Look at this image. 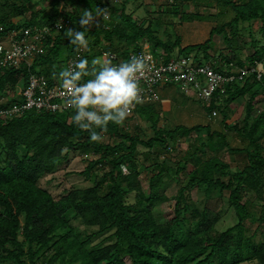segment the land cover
Returning a JSON list of instances; mask_svg holds the SVG:
<instances>
[{
	"label": "trees",
	"instance_id": "1",
	"mask_svg": "<svg viewBox=\"0 0 264 264\" xmlns=\"http://www.w3.org/2000/svg\"><path fill=\"white\" fill-rule=\"evenodd\" d=\"M126 1L49 0L48 9L40 6L32 12L40 0H2L0 37L33 25L51 29L41 42L43 53L30 67L0 66V97L6 99L0 103V110L20 100L30 73L43 74L53 82L70 56L81 53L80 58L91 61L92 52L100 57L102 52H112L124 58L141 50L145 42L153 52L161 50L166 59L189 56L195 63H208L224 75L232 72L229 63L253 68L262 63L264 68V42L258 46L255 40L253 53L241 57L231 50L222 58L224 63L209 54L214 33H224L232 47L237 43L239 23L259 21L264 37V0H214L231 8L234 17L228 25L235 27L230 32L225 31L224 24L213 27L206 41L184 47L175 31L164 27L161 37L151 22L144 25L145 21L125 14ZM162 1L163 10L180 20L206 17L188 11L185 0ZM71 7L73 10H69ZM82 7L93 15L98 8L104 9L109 18L101 14L92 25L81 28L82 13L77 10ZM28 12L30 15L24 18ZM11 16H20V20L13 22ZM60 17L68 24L57 29L53 26ZM69 28L85 32L88 46L84 50L65 36ZM115 37L124 40L123 44L118 45ZM185 49L187 52L180 54ZM263 100L264 73L257 78L254 70L242 80L223 83L210 102L203 104L209 117L213 110L219 113L223 129L247 141L242 148L247 163L238 170L217 154L223 150L231 154L240 148L230 147L225 133L212 130L210 123L176 125L173 129L160 126L161 99L135 108L136 115L149 123L151 135L142 136L138 127L129 129L127 121L132 116H128L122 124L109 122L106 130L93 128L102 137L100 141H92L91 132L73 123V109L0 114V264H264V108H256ZM233 103L242 105L244 114L240 122L229 123ZM176 141L187 143L183 158L175 165H170L172 157L159 161L163 153L177 154ZM69 151L92 152L94 158L80 171L91 184L55 198L39 181L56 171ZM188 165L192 166L189 171ZM143 171L153 172L146 192L139 179ZM164 177L175 184L185 182L171 198L165 195L169 183ZM194 188L207 193L229 191L226 200L236 223L216 230L218 215L193 204ZM131 194L133 203L128 200ZM168 200L174 203L171 213L164 216L160 205ZM251 205L260 207L258 216L248 211ZM74 220L95 230L90 235L78 230L71 225ZM253 221H258V226L252 233L246 232L245 223ZM94 236L112 242L91 245Z\"/></svg>",
	"mask_w": 264,
	"mask_h": 264
},
{
	"label": "rangeland",
	"instance_id": "2",
	"mask_svg": "<svg viewBox=\"0 0 264 264\" xmlns=\"http://www.w3.org/2000/svg\"><path fill=\"white\" fill-rule=\"evenodd\" d=\"M109 1L111 4H120L123 0ZM0 2H2V0H0ZM40 2V4L33 6V10H31L32 12L40 9V6L48 9L49 0H40ZM183 2L187 5L188 11L192 12L193 14L198 13L201 16L206 17L203 19L180 20L177 17H174L171 12H166L163 10L165 9V1L162 0H128L126 1L125 5V14H132V16L136 18L138 22L145 21L144 25H146L148 22H151L153 30L158 31L161 37L165 35L162 33L164 27L171 33H174L172 31H175L181 37L182 47L190 44H200L206 41L209 38V33L213 27L224 24L225 31L227 32H230L235 27L234 25H228V23L234 17V13L231 8L227 6H222V4L219 5L214 0H185ZM78 9V14L83 13V7ZM69 10H73V7L69 8ZM30 12L26 13L24 18L28 17ZM106 14L107 18H109L108 11H106ZM19 20L20 16H11V21L18 22ZM59 20H63V18L60 17ZM260 27L261 23L259 21H252L250 25L247 22L239 23L237 36H235L238 41L236 44H233V47L225 40L224 33H214L210 40L211 48L209 50V54H214L219 61H221L222 58L226 56L231 50H233V53L236 54L237 57L252 54L255 49V40L258 41V46L264 42V37L259 30ZM114 40L118 45L123 44L124 41H119L116 37ZM143 47H150L149 43H143ZM84 49L85 48H81V50ZM185 52H187V49L182 50L180 54H184ZM90 56L94 58L100 57L99 54L94 55L93 52L90 53ZM224 62L225 61L222 60V63ZM63 68H65V66L59 67V71L57 70V72L59 73ZM254 68H256L258 71H261V73H264L262 63H257ZM179 87V84L175 83L170 86H165L162 88V91L159 92V96L161 94V101L159 102H161L162 108L160 114L163 116L159 125L167 127L168 129H173L176 125L192 126L195 124L210 123L212 130H218L225 133L227 140L230 143V147L240 148V151H234L231 154L223 150L217 155L223 161L228 162L232 168L236 170L242 168L247 163L246 154L242 149L245 147L247 141L241 139L236 133H233L228 129H223V126L220 122L221 117L219 113H217L214 118L209 117L205 113L203 102L200 100L196 101L197 99L194 100L193 98L185 97V95H183V93L180 91ZM5 101L6 99L0 97V103ZM263 104L264 100L262 103L260 102L256 105L258 111H261L264 108ZM231 107L234 108V111L227 122H240L243 118L242 115L244 114L242 105L233 103ZM127 127L131 130H134V127H138L142 136H149L152 134L149 123L146 121V119L138 117L137 115L135 118L127 121ZM175 144L177 154L163 153L158 157V160L160 161L164 158L172 157L173 160L170 165L177 164V162L183 158V154L187 149V143L183 141H176ZM92 158H94L92 152L79 153L78 151H69L64 163L53 173L46 174L44 177H42L39 181V185L52 194V196L55 198H59L61 195L65 194L71 189H83L89 186L91 183L80 174V171L83 170L88 160ZM137 158H139V160L141 159L140 154L137 156ZM191 169V165H188L186 168L187 171ZM174 172L171 173L172 176L174 175ZM152 174L153 172L143 171L139 176L142 189L145 192L148 190V181ZM163 180L164 182L169 183L165 191L167 198L174 196L179 185H183L185 183L179 182L178 184H175L174 181L168 180L166 177H164ZM228 193L229 191L227 190H224L222 194H219L218 190H212L208 193L197 188L191 190V196L193 198L192 202L198 209L201 210L205 208L213 214L218 215L219 220L215 226L216 230L219 231L225 230L236 223L234 211L233 209L229 208L227 204L226 197ZM261 197L264 200V187L261 192ZM128 200L131 203L134 202L132 194L128 197ZM253 201L254 203H258L254 197ZM173 203L174 200H168L160 205L164 216H168L169 213H171ZM248 207V211L251 214H254L255 216L259 215L260 207L252 205ZM258 224V221L246 222V232L252 233ZM71 225L89 235L95 230V228H86L77 220L72 221ZM111 242L112 240H105V237L103 236H94L90 244L95 245L101 243L102 245H106Z\"/></svg>",
	"mask_w": 264,
	"mask_h": 264
},
{
	"label": "built area",
	"instance_id": "3",
	"mask_svg": "<svg viewBox=\"0 0 264 264\" xmlns=\"http://www.w3.org/2000/svg\"><path fill=\"white\" fill-rule=\"evenodd\" d=\"M67 20H59L53 27L60 29ZM49 27L27 26L21 30H12L0 37V66L20 68L23 64L30 67L33 60L43 53L42 40L45 34L50 32ZM3 26L0 23V32ZM81 57L80 53L68 57L66 67ZM101 58L112 64H119L131 59L140 58L145 61L146 69L137 74L140 83L139 97L129 108V115L136 117L135 108L141 104L153 103L160 100V88L167 84H179L181 91L197 100L208 104L217 87L223 83L242 80L248 73L256 71V76H261V71L256 68L237 67L229 63L232 72L224 75L217 72L208 64L195 63L189 56L179 58L164 57L161 50L153 52L149 47L128 54L121 58L112 52H102ZM222 91V90H221ZM21 98L7 110H0V114H22L25 111L35 110L44 112H57L70 110L67 106L68 97L63 94V89L58 80L49 82L43 74L30 73L28 84L21 91ZM195 95V96H193ZM216 110L211 112L210 117L216 116Z\"/></svg>",
	"mask_w": 264,
	"mask_h": 264
},
{
	"label": "clouds",
	"instance_id": "4",
	"mask_svg": "<svg viewBox=\"0 0 264 264\" xmlns=\"http://www.w3.org/2000/svg\"><path fill=\"white\" fill-rule=\"evenodd\" d=\"M101 14L107 18L104 9L98 8L96 15L84 9L79 20L80 27L92 25ZM65 36L77 47L88 46L84 31L69 28ZM145 69V61L140 58L119 64H112L101 57L91 61L80 58L68 67L65 64L57 78L63 94L68 97L67 106L74 110L73 123L81 130L91 132L92 141H100L102 137L93 128L106 130L109 122L122 124L125 121L130 114V105L139 97L137 74L143 73ZM85 77L89 78L85 80ZM122 171L126 173L127 168H122Z\"/></svg>",
	"mask_w": 264,
	"mask_h": 264
},
{
	"label": "crops",
	"instance_id": "5",
	"mask_svg": "<svg viewBox=\"0 0 264 264\" xmlns=\"http://www.w3.org/2000/svg\"><path fill=\"white\" fill-rule=\"evenodd\" d=\"M162 88H164V87H162ZM162 88H160V91H162ZM160 97H161V94H160Z\"/></svg>",
	"mask_w": 264,
	"mask_h": 264
}]
</instances>
